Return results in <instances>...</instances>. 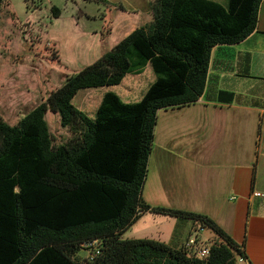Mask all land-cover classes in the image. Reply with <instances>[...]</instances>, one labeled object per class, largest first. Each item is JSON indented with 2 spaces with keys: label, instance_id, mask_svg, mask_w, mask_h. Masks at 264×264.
I'll list each match as a JSON object with an SVG mask.
<instances>
[{
  "label": "trees",
  "instance_id": "1",
  "mask_svg": "<svg viewBox=\"0 0 264 264\" xmlns=\"http://www.w3.org/2000/svg\"><path fill=\"white\" fill-rule=\"evenodd\" d=\"M8 0H0V11ZM104 1V0H86ZM263 0H155L152 21L97 62L69 77L16 126L0 118V264H237L248 260L211 218L151 207L142 198L160 110L203 96L212 51L236 45L258 26ZM61 10L52 8L54 17ZM150 65L156 80L143 98L126 103L104 95L94 119L73 100L81 90L119 86ZM59 114L71 137L55 145L46 114ZM189 219L217 237L199 258L153 239H123L142 214ZM101 243L92 261L77 255ZM251 264V263H248Z\"/></svg>",
  "mask_w": 264,
  "mask_h": 264
},
{
  "label": "crops",
  "instance_id": "2",
  "mask_svg": "<svg viewBox=\"0 0 264 264\" xmlns=\"http://www.w3.org/2000/svg\"><path fill=\"white\" fill-rule=\"evenodd\" d=\"M153 1L147 0L143 8L150 17ZM61 17L62 13L57 19ZM152 72L148 65L128 74L120 85L137 83L148 74V88L144 90L145 81L141 87L143 98L156 80ZM143 190V201L151 207L208 216L236 243H245L244 264H264V197L255 196L264 194V0L251 36L213 49L199 101L158 112ZM138 221L143 229L151 224L161 227L153 240L177 249L196 229L204 244L217 240H203L205 230L191 222L190 237L180 242L176 228L181 221L169 216L146 212ZM164 225H174L173 232H165Z\"/></svg>",
  "mask_w": 264,
  "mask_h": 264
},
{
  "label": "rangeland",
  "instance_id": "3",
  "mask_svg": "<svg viewBox=\"0 0 264 264\" xmlns=\"http://www.w3.org/2000/svg\"><path fill=\"white\" fill-rule=\"evenodd\" d=\"M146 1L5 2L0 11V118L9 125L16 126L61 88L69 77L94 64L103 52L112 50L135 30L149 24L153 17L143 11ZM213 1L227 7L230 0ZM53 7L61 10V19L53 16ZM142 83L146 90L149 86L148 74L137 79V83L129 85L81 90L73 103L94 119L106 92L119 94L126 103H136L142 99ZM129 87L133 89L130 91ZM46 120L55 145L62 144L71 137L69 130L62 128L59 114L49 111ZM151 176L152 167L149 178ZM180 221L176 236L183 242L190 237V223L194 222L189 219ZM139 222L123 234V239H155L161 227L151 224L143 229ZM163 228L165 232L172 228V233L174 225H164ZM211 237H216L212 230L201 231L203 240ZM206 242L211 244L214 241L211 239ZM88 254L87 251H81L78 257L85 259ZM237 264L244 263L239 262L238 258Z\"/></svg>",
  "mask_w": 264,
  "mask_h": 264
},
{
  "label": "built area",
  "instance_id": "4",
  "mask_svg": "<svg viewBox=\"0 0 264 264\" xmlns=\"http://www.w3.org/2000/svg\"><path fill=\"white\" fill-rule=\"evenodd\" d=\"M255 196L264 197V194L255 193ZM198 226L200 227V230H203L200 225ZM83 247H84L83 251H87L89 253L88 257L85 258L87 261H92L101 254V243L99 241L86 243L84 244ZM182 248L190 255L199 258L207 257L210 253L209 248L199 239V230L197 229ZM239 262L247 263V260L240 257Z\"/></svg>",
  "mask_w": 264,
  "mask_h": 264
}]
</instances>
